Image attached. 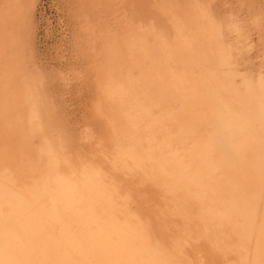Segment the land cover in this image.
I'll return each mask as SVG.
<instances>
[{
  "label": "bare ground",
  "instance_id": "6f19581e",
  "mask_svg": "<svg viewBox=\"0 0 264 264\" xmlns=\"http://www.w3.org/2000/svg\"><path fill=\"white\" fill-rule=\"evenodd\" d=\"M97 1L111 161L156 187L159 208L145 213L134 187L80 164L51 130L9 30L25 3L0 0V261L170 264L183 252L264 264L263 11L253 0Z\"/></svg>",
  "mask_w": 264,
  "mask_h": 264
},
{
  "label": "rangeland",
  "instance_id": "374dc122",
  "mask_svg": "<svg viewBox=\"0 0 264 264\" xmlns=\"http://www.w3.org/2000/svg\"><path fill=\"white\" fill-rule=\"evenodd\" d=\"M233 1L229 0L228 4L233 5ZM253 1H248V3H253V6L261 9L264 13V0ZM23 4L25 12H27L24 14V18L20 19V23L17 21L20 27L16 26V23L12 29L13 26L10 24L9 30L11 28L12 32L17 35L23 57L25 56L24 61L33 71L31 74H33L36 90L38 96H41L38 97L39 104L41 110H44L42 114L49 127L55 134L57 132V136L63 141L65 140L68 149L72 151V156H76L75 159L80 164L88 160L89 162L86 163L90 165L92 162L93 165L90 166L104 176H111L122 184L134 187L135 193L138 191L136 194L139 197L142 210L147 214H153L159 208L160 194L156 190L157 188L150 183H140L139 185L134 182L137 179L135 175L129 174L122 169L120 164L115 165L111 161L109 152V142L112 138L111 119L101 105L103 101L101 87L106 79L109 57L103 49L101 38L99 39L98 31L101 26L99 24V9L101 7L98 1L23 0ZM29 5H31L30 8ZM214 5L215 8L221 9L223 0H216ZM91 6L94 8H90ZM84 8L86 9L84 10ZM248 9V7L245 8V10ZM26 20H29L31 24L30 32L25 30L24 21ZM21 21L23 22L21 23ZM252 37L257 41L256 30L253 31ZM251 60L257 64L255 51L251 53ZM42 102L44 105L41 104ZM105 139L106 141H104ZM83 158L87 160L84 161ZM101 169L105 171L102 172ZM110 172L112 175H108ZM118 172L123 176L126 174L129 180L127 177L125 178L126 175L123 177ZM157 193L158 195H156ZM151 204L155 208L151 207Z\"/></svg>",
  "mask_w": 264,
  "mask_h": 264
},
{
  "label": "snow or ice",
  "instance_id": "6c2138e0",
  "mask_svg": "<svg viewBox=\"0 0 264 264\" xmlns=\"http://www.w3.org/2000/svg\"><path fill=\"white\" fill-rule=\"evenodd\" d=\"M31 7V5H29ZM200 10V15L203 19L207 20L209 19V5L208 4H201L197 6ZM25 30L29 31L31 30V24L29 20L25 21ZM260 45L262 48H264V33L261 35L260 39ZM131 195V194H130ZM0 264H3L2 261H0ZM170 264H216V262L212 259H197V260H188L184 257L183 252L177 253V258L170 262Z\"/></svg>",
  "mask_w": 264,
  "mask_h": 264
}]
</instances>
